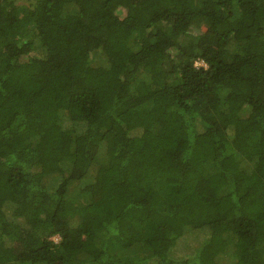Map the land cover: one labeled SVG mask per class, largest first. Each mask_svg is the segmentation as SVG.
Wrapping results in <instances>:
<instances>
[{"label": "trees", "instance_id": "16d2710c", "mask_svg": "<svg viewBox=\"0 0 264 264\" xmlns=\"http://www.w3.org/2000/svg\"><path fill=\"white\" fill-rule=\"evenodd\" d=\"M0 264H264V0H0Z\"/></svg>", "mask_w": 264, "mask_h": 264}, {"label": "rangeland", "instance_id": "374dc122", "mask_svg": "<svg viewBox=\"0 0 264 264\" xmlns=\"http://www.w3.org/2000/svg\"><path fill=\"white\" fill-rule=\"evenodd\" d=\"M23 2H24V0H22ZM119 14H123V11H121ZM204 25H206V24H204ZM205 29V27H202V31ZM199 65H201L200 63H199ZM52 240L53 241H55L56 243L57 242H59V237L58 236H56V237H54V238H52Z\"/></svg>", "mask_w": 264, "mask_h": 264}]
</instances>
